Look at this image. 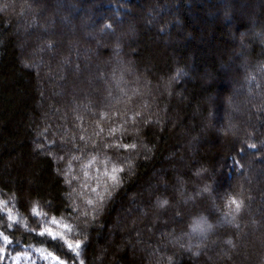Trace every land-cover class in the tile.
<instances>
[{
  "label": "trees",
  "instance_id": "obj_1",
  "mask_svg": "<svg viewBox=\"0 0 264 264\" xmlns=\"http://www.w3.org/2000/svg\"><path fill=\"white\" fill-rule=\"evenodd\" d=\"M59 261L264 264V0H0V264Z\"/></svg>",
  "mask_w": 264,
  "mask_h": 264
},
{
  "label": "snow or ice",
  "instance_id": "obj_2",
  "mask_svg": "<svg viewBox=\"0 0 264 264\" xmlns=\"http://www.w3.org/2000/svg\"><path fill=\"white\" fill-rule=\"evenodd\" d=\"M127 147V146H126ZM134 147V146H133ZM250 147H254V145H250ZM124 171V169L122 167H113L112 169V175H111V179L114 181V182H117L118 183V177L116 175V173H122ZM89 204H91L92 202L89 201L88 202ZM164 203L166 204L167 201H164ZM229 203L230 204H233L236 206V209L238 210L241 206L240 202H238L235 198H230L229 200ZM32 212L35 214L36 213V209L33 208L32 209ZM8 219L9 220H12V216H11V213L8 214ZM51 223L55 224L57 223L54 219L51 221ZM38 227L40 228V231L38 232V235L40 236H48L49 238L53 239V240H58L60 239V236L59 234H57L56 232L53 231L52 228L50 227H44L42 225H38ZM65 228L68 227V225H64ZM199 227V225H196L194 226V230ZM4 240L7 241V237L5 236L4 237ZM64 243L67 244V242L65 241ZM80 241H76V248L78 249L80 247ZM67 247L69 248V250L72 249V245L71 244H67ZM48 256H52V253H48ZM53 259H57L56 257H53ZM59 264H63V261H59Z\"/></svg>",
  "mask_w": 264,
  "mask_h": 264
},
{
  "label": "rangeland",
  "instance_id": "obj_3",
  "mask_svg": "<svg viewBox=\"0 0 264 264\" xmlns=\"http://www.w3.org/2000/svg\"><path fill=\"white\" fill-rule=\"evenodd\" d=\"M138 1H140V0H138ZM138 5H141V4H138ZM145 7H146V5H145ZM140 8H142L141 6H140ZM117 23H119V21L117 20ZM233 39V38H232ZM234 41H237V40H234ZM29 58V57H28ZM27 58V59H28ZM30 62H33V60L32 59H28ZM86 89H88V86L86 87ZM231 93L233 94H236L237 93V90H232L231 91ZM216 125H217V128L215 129V134L216 135H218V136H225V134L226 133H228V134H230V133H232V131H234L235 129H234V127H233V129L232 128H230V126H221L220 124H219V122L217 121L216 122Z\"/></svg>",
  "mask_w": 264,
  "mask_h": 264
}]
</instances>
